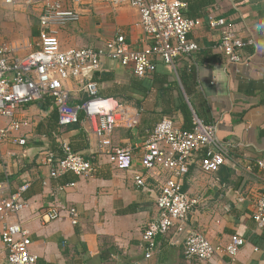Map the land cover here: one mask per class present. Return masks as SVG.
Listing matches in <instances>:
<instances>
[{
    "label": "crops",
    "instance_id": "1",
    "mask_svg": "<svg viewBox=\"0 0 264 264\" xmlns=\"http://www.w3.org/2000/svg\"><path fill=\"white\" fill-rule=\"evenodd\" d=\"M180 1L186 4L184 16L225 18L235 32L253 38L257 45L240 51L245 64L226 61L218 50L220 33L207 24L190 34L200 51L192 59L179 60L176 71L158 62L156 72L146 78L153 83L149 91L135 85L139 78L130 70L103 58V70L97 74L106 79L98 82L101 96L118 98L138 114L139 123L117 128L103 139L102 149L84 114L78 124L61 128L51 101L19 110L16 119L24 126L14 137L25 139L26 145L18 146L15 138L0 145V200L30 185L23 196L27 206L7 221H20L30 230L37 264H264V230H258L253 218L255 202L264 189V172L256 166L264 160V0ZM65 6L73 7L69 0ZM79 11V22L57 28L63 49L91 48L104 54L106 43L118 32L133 49L150 43L138 12L129 6L83 0ZM40 14L39 7L2 8L0 45L35 51ZM66 85L75 105L88 99L74 81ZM182 102L205 123L217 127L218 138L231 155L230 162L214 174L204 173L198 162L191 166L184 191L199 204L190 212L187 228L204 234L215 245H224L235 235L246 239L247 245L233 261L224 256L207 263L189 261L184 237L175 232L158 237L152 257L146 258L142 235L158 216L156 201L165 177L149 178L146 187L137 186L134 179L144 173V144L165 116L173 117L183 130L187 128ZM8 124V119L0 118V129ZM64 143L93 164L91 177H51ZM115 148L132 149L135 165L131 170L114 168L107 152ZM50 154L55 155L53 164L47 163ZM71 183L76 187H68ZM240 196L246 200L239 202ZM53 206L63 209L62 217L46 223L43 214ZM70 208L80 214L77 226L69 217ZM1 230L0 220V264H6Z\"/></svg>",
    "mask_w": 264,
    "mask_h": 264
},
{
    "label": "built area",
    "instance_id": "2",
    "mask_svg": "<svg viewBox=\"0 0 264 264\" xmlns=\"http://www.w3.org/2000/svg\"><path fill=\"white\" fill-rule=\"evenodd\" d=\"M68 0H0L2 8L24 6L41 8L39 16V43L35 51L24 52L13 45H0V118L9 124L0 129V145L15 138L18 146H25L26 140L14 137L24 124L16 119L19 110L37 102L51 101L58 113L61 128L78 124L84 114L103 148V139L110 137L117 128L135 127L139 122L137 113L122 105L115 98H105L100 94L95 77L103 70V58L116 62L139 79L152 76L157 63L162 62L176 71L179 60L192 59L200 51V46L190 38V34L207 24L210 30L220 33L218 50L228 63L245 64L240 51L256 46L253 38H244L227 24L225 18L209 15L206 20L184 16L186 4L180 0H106L114 6H129L140 16V26L149 40V45L133 49L122 32L106 43L104 54L91 48L63 49L58 39V27L81 20L79 7L83 0H69L72 8H66ZM192 68V67H190ZM74 81L78 89L88 99L75 105L67 82ZM65 156L52 170V178L73 174L78 178H89L95 169L82 154L64 143ZM111 163L117 170L129 171L135 165L132 149L115 148L108 151ZM55 155L50 154L48 164H53ZM231 160L229 149L218 138L215 125L207 124L193 114V128L190 131L178 127L175 119L165 116L150 134L143 147V172L135 176L139 187H146L149 178L159 180L162 174L160 193L156 201L158 216L145 229L142 239L151 258L158 237H167L172 232L184 237L185 257L189 261L210 262L217 256L236 259L247 245V240L238 235L228 243L215 245L204 234L187 228L188 216L199 204L184 191V180L193 163L198 162L207 174L219 172ZM264 172V160L256 162ZM247 170L252 166L248 165ZM159 177V178H158ZM30 185L22 186L17 194L0 200V220L2 222L1 243L6 251V264H37L38 256L31 251L32 234L20 221L8 223L10 216L17 217L27 206L23 199ZM68 187H76L71 183ZM246 199L240 196L238 201ZM63 209L49 208L43 219L46 223L59 220ZM72 224L77 226L80 214L76 208L68 210ZM253 218L258 230H264V189L254 205Z\"/></svg>",
    "mask_w": 264,
    "mask_h": 264
},
{
    "label": "trees",
    "instance_id": "3",
    "mask_svg": "<svg viewBox=\"0 0 264 264\" xmlns=\"http://www.w3.org/2000/svg\"><path fill=\"white\" fill-rule=\"evenodd\" d=\"M185 17L188 18L186 15H185ZM104 80H106V79L105 78L102 79L98 75H96V77H95V82H97V83L99 81H104ZM134 83H135V85H137V87L139 86V88L142 91H149L153 87V83L149 82V80H147V79H142V80L139 79L137 83L136 82H134ZM116 99L118 100V98H116ZM50 104H51V102H50ZM181 111H182V113H183V115L185 117V121H186V124H187V128L184 129V130H186V131L192 130V128H193V113L191 112L189 106L185 102H182ZM81 117H82V115H81ZM63 153L64 152L62 151L61 159L65 156V154H63Z\"/></svg>",
    "mask_w": 264,
    "mask_h": 264
}]
</instances>
